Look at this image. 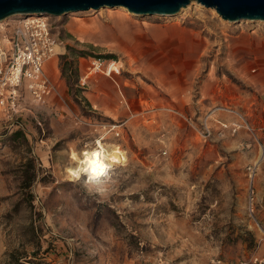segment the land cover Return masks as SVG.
Wrapping results in <instances>:
<instances>
[{
  "label": "rangeland",
  "instance_id": "1",
  "mask_svg": "<svg viewBox=\"0 0 264 264\" xmlns=\"http://www.w3.org/2000/svg\"><path fill=\"white\" fill-rule=\"evenodd\" d=\"M190 4L174 15L106 6L48 16L60 53L44 71L58 92L38 104L24 86L16 114L0 106V264L264 257V21ZM220 105L247 126H219L236 120ZM97 139L120 150L105 195L68 174Z\"/></svg>",
  "mask_w": 264,
  "mask_h": 264
},
{
  "label": "built area",
  "instance_id": "2",
  "mask_svg": "<svg viewBox=\"0 0 264 264\" xmlns=\"http://www.w3.org/2000/svg\"><path fill=\"white\" fill-rule=\"evenodd\" d=\"M56 39L48 16L33 15L22 18L13 25H6L4 33H0V106L12 117L19 111V101L23 87L29 92L32 100L44 104L57 91L51 78L45 73V64L53 58L56 52ZM103 67L101 59L94 61L92 70L99 71ZM216 113L226 112L235 116L236 120L223 122L217 119L219 126L230 129L232 134L246 127L240 120L237 110L220 105ZM249 127V126H248ZM207 124L203 134L211 135ZM251 170L248 189V210L256 224L257 192L253 183L254 175ZM240 264H264V257L253 261H242Z\"/></svg>",
  "mask_w": 264,
  "mask_h": 264
},
{
  "label": "water",
  "instance_id": "3",
  "mask_svg": "<svg viewBox=\"0 0 264 264\" xmlns=\"http://www.w3.org/2000/svg\"><path fill=\"white\" fill-rule=\"evenodd\" d=\"M191 2L215 9L230 21H264V0H0V21L15 16H60L101 7L125 6L136 14L174 15Z\"/></svg>",
  "mask_w": 264,
  "mask_h": 264
},
{
  "label": "clouds",
  "instance_id": "4",
  "mask_svg": "<svg viewBox=\"0 0 264 264\" xmlns=\"http://www.w3.org/2000/svg\"><path fill=\"white\" fill-rule=\"evenodd\" d=\"M113 161L107 150H101L99 146L91 149L83 165H77L69 169V178L73 181L83 180L84 186L89 192L99 195L107 194L111 183V169Z\"/></svg>",
  "mask_w": 264,
  "mask_h": 264
},
{
  "label": "bare ground",
  "instance_id": "5",
  "mask_svg": "<svg viewBox=\"0 0 264 264\" xmlns=\"http://www.w3.org/2000/svg\"><path fill=\"white\" fill-rule=\"evenodd\" d=\"M193 3H197V4L201 5L198 2H193ZM190 5H188V8H189ZM117 7H119V6H117ZM119 8L120 9H125V11L128 10L125 6H122V7H119ZM195 8H197V6ZM106 10H108V9H106ZM181 12H182V10H181ZM44 16H46V15H44ZM9 19H14V18L13 17H10L8 19H5L3 21H0V33H4V30L6 29V25H8L11 22V21L10 22H6ZM12 21L13 22H16V23L19 22V20L18 21L12 20ZM56 46L58 47L59 44L56 45ZM56 52L60 53V51H58V49H57ZM97 146H99V148L101 150H104V149L107 150V154H110L111 155V158H112V161H113V167H114L117 164V161H118V159L120 157V150H119V148L116 145H114V144H111V143L110 144H107V143L103 142V140L97 139L96 144L94 146L87 147V148H85L84 151H82L80 153L78 152V153H75L74 154V157H73L74 160L72 161L73 163L71 164V166L69 168L67 167L68 168V172H69V169H73V168L77 167L78 164L79 165H83L84 164V161L87 159V157H88L89 152L91 151V149L96 148Z\"/></svg>",
  "mask_w": 264,
  "mask_h": 264
},
{
  "label": "trees",
  "instance_id": "6",
  "mask_svg": "<svg viewBox=\"0 0 264 264\" xmlns=\"http://www.w3.org/2000/svg\"><path fill=\"white\" fill-rule=\"evenodd\" d=\"M68 69L71 70V71L74 70L72 61L67 62V65L65 67H63V73L65 74ZM14 135H15L16 140L21 139L22 136L25 137L24 133L21 130H16L14 132Z\"/></svg>",
  "mask_w": 264,
  "mask_h": 264
}]
</instances>
